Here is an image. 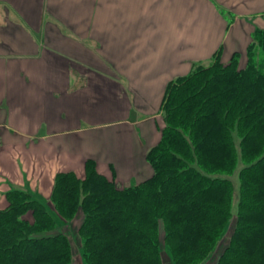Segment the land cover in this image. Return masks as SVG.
Wrapping results in <instances>:
<instances>
[{"label": "trees", "instance_id": "trees-1", "mask_svg": "<svg viewBox=\"0 0 264 264\" xmlns=\"http://www.w3.org/2000/svg\"><path fill=\"white\" fill-rule=\"evenodd\" d=\"M239 59L217 51L166 83L148 176L124 183L87 156L48 197L7 189L0 264H72L76 250L82 264H264V28Z\"/></svg>", "mask_w": 264, "mask_h": 264}, {"label": "crops", "instance_id": "crops-1", "mask_svg": "<svg viewBox=\"0 0 264 264\" xmlns=\"http://www.w3.org/2000/svg\"><path fill=\"white\" fill-rule=\"evenodd\" d=\"M257 27L264 0H0L1 127L39 144L62 124L130 130L133 108L142 164L166 83L217 51L243 58ZM124 145L136 146L110 162L117 177L134 162Z\"/></svg>", "mask_w": 264, "mask_h": 264}, {"label": "rangeland", "instance_id": "rangeland-1", "mask_svg": "<svg viewBox=\"0 0 264 264\" xmlns=\"http://www.w3.org/2000/svg\"><path fill=\"white\" fill-rule=\"evenodd\" d=\"M242 55L243 58L239 59V66L245 64V52ZM105 101L104 104L108 107L109 102ZM77 111L81 110L77 109ZM131 113L133 115L128 120L131 124L126 123L131 127L125 126L124 128L130 130L118 132L117 129L124 127L122 122L107 123L94 129L84 130H74L68 125L62 124L59 128H66L63 132L52 133L39 144L37 141H31L32 138L27 139L19 133L11 131V129H3L0 124V166L8 172L6 174L1 172L3 175H0V208L5 206V191L11 187L28 190L35 196L48 197L56 172L72 170L82 176L84 174L83 160L87 156L95 158L97 169L100 172L111 176V170L114 168L113 165L110 167V162L113 163L116 161L114 160L116 156L122 154L124 148L121 149V146L127 142L130 145H136L132 147V150L124 145L126 146V153L130 152L131 155V151L134 150L131 157L134 162L126 165L130 170L122 172L117 178L122 176L124 183H133L151 174V166L145 158L142 159L141 164L140 155L142 151L136 144L139 139H142L143 134H141L140 125L135 121L142 117L133 108ZM115 116L118 117L119 115L116 113ZM3 117L4 114H0V119ZM157 118L159 120V117ZM151 123H154V119L151 120ZM120 151L122 152L120 153ZM43 178L50 179V183H47ZM230 178L234 188L232 210L235 211L239 183L236 171L230 175ZM40 179L41 187L37 185ZM43 184H45L44 187ZM73 228L76 230V227ZM72 264H82L77 250L73 256ZM167 264L169 263L167 262Z\"/></svg>", "mask_w": 264, "mask_h": 264}]
</instances>
